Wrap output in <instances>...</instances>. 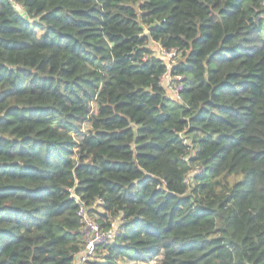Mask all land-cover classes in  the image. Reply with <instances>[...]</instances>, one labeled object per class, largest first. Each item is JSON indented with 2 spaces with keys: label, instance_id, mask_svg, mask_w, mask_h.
<instances>
[{
  "label": "trees",
  "instance_id": "obj_1",
  "mask_svg": "<svg viewBox=\"0 0 264 264\" xmlns=\"http://www.w3.org/2000/svg\"><path fill=\"white\" fill-rule=\"evenodd\" d=\"M81 209L84 264H264V0H0V264H73Z\"/></svg>",
  "mask_w": 264,
  "mask_h": 264
},
{
  "label": "built area",
  "instance_id": "obj_2",
  "mask_svg": "<svg viewBox=\"0 0 264 264\" xmlns=\"http://www.w3.org/2000/svg\"><path fill=\"white\" fill-rule=\"evenodd\" d=\"M158 47V46H157ZM156 55L164 62L167 71L161 78L162 85L166 88L169 97L181 101V93L184 90L183 76L171 75V70L177 64L178 51L176 49H163L158 47ZM199 170L193 171V174ZM82 219V232L84 235V248L75 258L79 264H84L89 257H92L96 248L110 243L118 234L117 227L110 230H101L99 226L81 209L79 213Z\"/></svg>",
  "mask_w": 264,
  "mask_h": 264
},
{
  "label": "rangeland",
  "instance_id": "obj_3",
  "mask_svg": "<svg viewBox=\"0 0 264 264\" xmlns=\"http://www.w3.org/2000/svg\"><path fill=\"white\" fill-rule=\"evenodd\" d=\"M150 48L156 54V51L158 49V47L156 46V44L150 43ZM160 258H161V256L158 259L156 258V260L153 261L151 264H157L159 262ZM120 264H142V263H134V262L126 261V262H121Z\"/></svg>",
  "mask_w": 264,
  "mask_h": 264
},
{
  "label": "water",
  "instance_id": "obj_4",
  "mask_svg": "<svg viewBox=\"0 0 264 264\" xmlns=\"http://www.w3.org/2000/svg\"><path fill=\"white\" fill-rule=\"evenodd\" d=\"M76 201H77V203L81 206V203H80V201L78 200V199H76Z\"/></svg>",
  "mask_w": 264,
  "mask_h": 264
},
{
  "label": "crops",
  "instance_id": "obj_5",
  "mask_svg": "<svg viewBox=\"0 0 264 264\" xmlns=\"http://www.w3.org/2000/svg\"><path fill=\"white\" fill-rule=\"evenodd\" d=\"M73 264H79V263H78V261H77V260H75Z\"/></svg>",
  "mask_w": 264,
  "mask_h": 264
}]
</instances>
